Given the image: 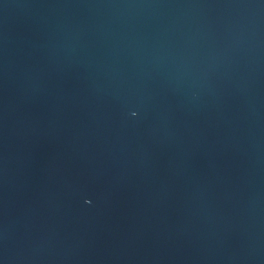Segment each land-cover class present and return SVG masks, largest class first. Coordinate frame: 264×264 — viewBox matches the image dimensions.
Listing matches in <instances>:
<instances>
[{
  "label": "water",
  "instance_id": "1",
  "mask_svg": "<svg viewBox=\"0 0 264 264\" xmlns=\"http://www.w3.org/2000/svg\"><path fill=\"white\" fill-rule=\"evenodd\" d=\"M0 264H264V0H0Z\"/></svg>",
  "mask_w": 264,
  "mask_h": 264
}]
</instances>
